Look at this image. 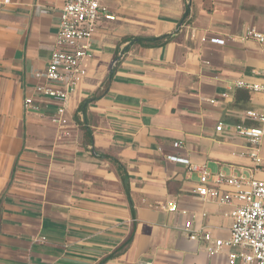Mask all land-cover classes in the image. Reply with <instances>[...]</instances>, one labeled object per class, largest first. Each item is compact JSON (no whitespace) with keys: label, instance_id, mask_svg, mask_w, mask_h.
Returning a JSON list of instances; mask_svg holds the SVG:
<instances>
[{"label":"crops","instance_id":"crops-1","mask_svg":"<svg viewBox=\"0 0 264 264\" xmlns=\"http://www.w3.org/2000/svg\"><path fill=\"white\" fill-rule=\"evenodd\" d=\"M64 1L0 0V264H229L228 250L209 257L181 226L190 217L227 239L232 205L200 199L197 174L165 156L264 180V139L256 165L235 132L254 124L242 115L260 109L264 94L233 86L264 72V47L238 39L247 25L264 31V16L241 11L264 0H102L115 19L98 24L60 128L50 120L58 101L35 94L34 73L48 63ZM162 36L170 39L160 47L137 41ZM104 87L81 114L80 103ZM171 203L187 218L168 211Z\"/></svg>","mask_w":264,"mask_h":264},{"label":"built area","instance_id":"built-area-1","mask_svg":"<svg viewBox=\"0 0 264 264\" xmlns=\"http://www.w3.org/2000/svg\"><path fill=\"white\" fill-rule=\"evenodd\" d=\"M101 2L102 0L64 1L58 12L59 20L48 63L43 71L34 73V77L39 81L34 87L35 94L58 101L50 120L60 128H64L68 123L70 97L86 75L84 61L93 56L91 42L98 24L102 20L115 19L107 13ZM238 39L254 41L264 47V31L254 26H245ZM209 41L225 43L224 38L218 37H211ZM259 74L261 79L255 82L237 79L233 86L264 94V72ZM223 97H227L226 94H223ZM32 105V97L24 99V108L30 109ZM242 118L254 124H238L235 126V132L253 148L249 157L257 165L261 161L258 148L264 139V105L257 110L244 111ZM215 129L221 131L222 124L219 123ZM172 147L176 150L182 149L183 142L175 141ZM165 158L184 165L188 174H197L198 185L195 193L200 199L219 205H232L229 237L222 239L214 237L208 229L194 228L190 217L187 218L189 213L181 209L178 211L177 204L171 203L167 207L168 211H178L187 218L181 226L183 234L191 241L202 242L209 257L228 250L229 264H264V180L255 178L252 172L211 173L205 164L195 163L180 154H169ZM222 187L230 190L224 191Z\"/></svg>","mask_w":264,"mask_h":264},{"label":"trees","instance_id":"trees-1","mask_svg":"<svg viewBox=\"0 0 264 264\" xmlns=\"http://www.w3.org/2000/svg\"><path fill=\"white\" fill-rule=\"evenodd\" d=\"M169 39H170L169 36H162V37L150 38V39H137V41L140 44H142V46H144V47H160V46H164L169 41ZM113 71L114 70H112L107 81L105 82V86H107L109 84V82L111 81ZM105 92H106V87H104L102 90H99L98 92L94 93V95L92 97H90L89 99L81 102L79 107H78V111L81 114H84L88 105L97 101L98 99L102 98L104 96ZM74 118L76 120H78V115L75 114ZM84 132H85L86 138L91 143L92 141H91V136H90L89 130L85 129ZM118 174H119V177H120L123 189H124V193L128 199L132 216H133V218H135V211L133 209L132 200L130 197V188H129V183H128V177H127L126 173L124 171H122L121 167L118 169ZM131 240H132V235L129 237V239L126 242H124V244H122V246L119 249V252L124 250L130 244ZM115 255L116 254L113 253L108 258H112ZM104 261H105V259H103L99 264H103Z\"/></svg>","mask_w":264,"mask_h":264},{"label":"rangeland","instance_id":"rangeland-1","mask_svg":"<svg viewBox=\"0 0 264 264\" xmlns=\"http://www.w3.org/2000/svg\"><path fill=\"white\" fill-rule=\"evenodd\" d=\"M211 1V0H210ZM219 1V0H218ZM212 2V1H211ZM215 2H217V1H215ZM243 2L244 3H246V4H250V3H252V0H243ZM212 3H214V2H212ZM213 7L212 6H209V8H208V11L207 12H210V11H214L213 9H212ZM241 11L242 12H248V13H250L252 16L254 15L255 16V18H256V21H259L263 16H264V7H262V8H259V7H257V6H248V5H243V6H241ZM259 14V15H258ZM260 16V17H259ZM262 19H264V17L262 18ZM262 28H264V27H262ZM211 38V37H210ZM209 38V39H210ZM207 39V38H206ZM208 39V40H209ZM212 43V42H211ZM217 44V43H216ZM213 172H215L217 169L216 168H214V167H209Z\"/></svg>","mask_w":264,"mask_h":264}]
</instances>
